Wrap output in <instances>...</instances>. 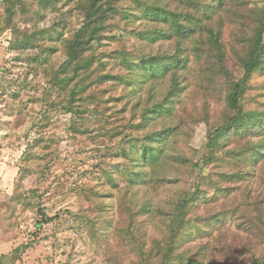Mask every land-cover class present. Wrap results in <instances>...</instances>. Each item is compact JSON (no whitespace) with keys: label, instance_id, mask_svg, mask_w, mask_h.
I'll use <instances>...</instances> for the list:
<instances>
[{"label":"rangeland","instance_id":"1","mask_svg":"<svg viewBox=\"0 0 264 264\" xmlns=\"http://www.w3.org/2000/svg\"><path fill=\"white\" fill-rule=\"evenodd\" d=\"M90 1L0 0V264H260L264 0H120L86 53L108 56L115 77L74 98V85L47 101L23 96L42 87L24 82L35 51L20 55L11 27L51 45ZM152 3L180 22L162 23L156 44L142 37ZM143 57L166 60L152 72Z\"/></svg>","mask_w":264,"mask_h":264},{"label":"trees","instance_id":"2","mask_svg":"<svg viewBox=\"0 0 264 264\" xmlns=\"http://www.w3.org/2000/svg\"><path fill=\"white\" fill-rule=\"evenodd\" d=\"M118 1L120 0H91L88 6L84 8L85 12L80 11V14L82 13V18L84 21L79 26V28L75 30L74 33L70 34V36L67 38L61 39V34L59 33L57 37L53 40L51 45L44 43V40H40V42L36 41V31L31 32L30 35H28L27 33L21 34V32L19 31V27L12 26V41L14 45L13 48L18 49L20 51V55H26L28 53H31L32 51H30V49H34L35 51L33 56H30L26 59L28 60L26 66L30 67L34 71L35 78L29 81L27 80V78H25L24 82H27V85L35 84L42 87V96H37V94L31 93V88L28 90L29 92L27 91L23 93V96L30 95V100L32 101L39 100V97L40 99H44V101H47V99L51 97L52 92L54 90L62 93L66 92L70 85H74V98L75 96L83 93L89 87L92 88L98 84H101V82L106 83L107 81H109L111 76L115 77L114 75H112L113 73L111 74V72H109L110 70L106 71L108 65L106 64L107 62H105V57L108 56H102L97 58V56L93 55L92 53L90 55H87L86 53L89 51V48L94 42H98L103 39V35L107 32V29L110 25V18H112L113 14L117 13V10H119L117 8ZM133 1L134 0H131L132 3ZM144 11V14H146L150 21L156 23L154 28L152 29V33H144L142 36L143 39L148 38L152 43L156 44L166 37V30L159 29L162 28V23H165L167 25V28L169 27V30L177 27L178 24H180L177 19V15L160 8L155 3H152L148 8L146 7ZM6 12H10V10H7ZM11 15H15L13 10L11 12ZM7 28L9 29V23L1 19L0 16V35ZM16 34H18L19 37L15 39L14 36ZM42 35V37L46 38L48 32L45 31L42 33ZM58 39H60L62 43H60V45L64 46V52L66 57V59L61 63L59 69H57L56 65L52 61H50V55L56 54L59 51V46L54 44L55 41ZM259 42L261 43V39ZM260 43L259 49H262ZM261 54H264V51L257 53L256 56ZM256 56L251 58V61L247 65L248 71L255 67L254 62L256 60ZM113 59L117 60L115 56H113ZM96 60H98V62H96ZM165 60L166 59H149L143 57L139 60V67L144 70L150 68L152 72H156L157 65H163V61ZM93 65L94 67H92ZM127 68L130 69V65H127L126 69ZM99 69L103 70L104 74H101V72H99ZM82 75L85 76V78H83ZM5 76V73H2L0 75L1 87L2 82L5 83ZM89 79L90 82L86 83V81H88ZM27 85L24 86V89H26ZM176 87L177 84H174V89ZM239 91L240 90L238 88L237 92L230 96L229 104H232V106L234 107L237 106L239 100ZM19 95H21L20 92H17L16 96L18 97ZM60 98L63 99V97ZM156 108H159L157 113L160 114L163 106L157 104L150 109L154 110ZM245 119L246 117L236 116L232 119L231 123L234 124L236 128L245 127L242 126L243 123L247 124ZM256 121H258L260 125L264 126V117L256 118ZM37 137L40 140L42 136L38 134ZM54 219L55 216L46 218V222H51ZM260 264H264V260H262Z\"/></svg>","mask_w":264,"mask_h":264}]
</instances>
